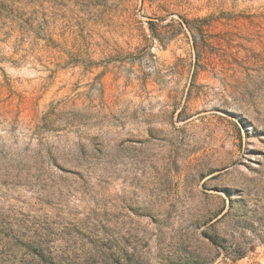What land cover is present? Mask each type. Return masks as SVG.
<instances>
[{"label":"rangeland","instance_id":"obj_1","mask_svg":"<svg viewBox=\"0 0 264 264\" xmlns=\"http://www.w3.org/2000/svg\"><path fill=\"white\" fill-rule=\"evenodd\" d=\"M0 264H264V0H0Z\"/></svg>","mask_w":264,"mask_h":264}]
</instances>
